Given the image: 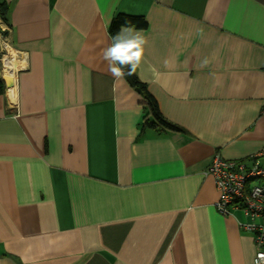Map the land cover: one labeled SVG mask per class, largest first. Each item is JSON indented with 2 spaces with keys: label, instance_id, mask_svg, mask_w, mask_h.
Wrapping results in <instances>:
<instances>
[{
  "label": "crops",
  "instance_id": "obj_1",
  "mask_svg": "<svg viewBox=\"0 0 264 264\" xmlns=\"http://www.w3.org/2000/svg\"><path fill=\"white\" fill-rule=\"evenodd\" d=\"M0 4V264H253L206 170L264 149V0ZM117 13L146 18L136 73L183 132L109 71Z\"/></svg>",
  "mask_w": 264,
  "mask_h": 264
},
{
  "label": "built area",
  "instance_id": "obj_2",
  "mask_svg": "<svg viewBox=\"0 0 264 264\" xmlns=\"http://www.w3.org/2000/svg\"><path fill=\"white\" fill-rule=\"evenodd\" d=\"M7 54V44L1 45ZM11 58V59H10ZM0 57L3 68L12 70V57ZM264 112V110H263ZM264 149L244 160H226L216 156L206 170L213 177L220 198L217 211L230 215L241 211L250 223L240 228L253 234L256 253L253 264H264Z\"/></svg>",
  "mask_w": 264,
  "mask_h": 264
},
{
  "label": "trees",
  "instance_id": "obj_3",
  "mask_svg": "<svg viewBox=\"0 0 264 264\" xmlns=\"http://www.w3.org/2000/svg\"><path fill=\"white\" fill-rule=\"evenodd\" d=\"M7 16V4H0V18L4 22H7ZM122 26H129L131 28L145 30L147 29L148 23L145 17L117 13L113 17L108 29L111 38H113L120 31ZM129 67L130 66H125L123 68L122 76L133 89L140 90V95L142 96L144 102L143 106L145 113L142 123L143 128L149 127L157 130L160 133L168 131L183 132L181 127L166 119L156 98L150 93L147 85L139 79L137 73L135 72L132 75H128ZM4 93L5 84L2 80H0V95H3Z\"/></svg>",
  "mask_w": 264,
  "mask_h": 264
},
{
  "label": "clouds",
  "instance_id": "obj_4",
  "mask_svg": "<svg viewBox=\"0 0 264 264\" xmlns=\"http://www.w3.org/2000/svg\"><path fill=\"white\" fill-rule=\"evenodd\" d=\"M147 40L139 31L129 26H122L112 38L110 47L104 50V59L108 61L109 71L114 76H121L123 68L129 67L128 75L136 72L140 64Z\"/></svg>",
  "mask_w": 264,
  "mask_h": 264
},
{
  "label": "water",
  "instance_id": "obj_5",
  "mask_svg": "<svg viewBox=\"0 0 264 264\" xmlns=\"http://www.w3.org/2000/svg\"><path fill=\"white\" fill-rule=\"evenodd\" d=\"M138 93H140V90H136Z\"/></svg>",
  "mask_w": 264,
  "mask_h": 264
}]
</instances>
